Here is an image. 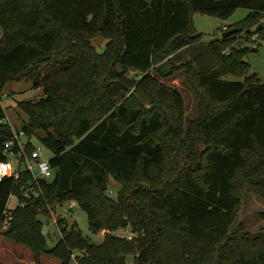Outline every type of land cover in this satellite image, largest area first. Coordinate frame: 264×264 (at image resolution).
<instances>
[{"label":"trees","instance_id":"obj_1","mask_svg":"<svg viewBox=\"0 0 264 264\" xmlns=\"http://www.w3.org/2000/svg\"><path fill=\"white\" fill-rule=\"evenodd\" d=\"M240 7L250 13L226 38L195 31V13L228 19ZM263 19L264 0H0V92L22 80L44 89L38 102H18L21 129L41 133L55 171L3 234L34 264L44 253L61 264L75 253L78 264H264V231L239 220L247 193L264 199V81L245 60ZM96 38L107 40L103 52ZM181 71L200 111L185 135L183 98L156 77ZM6 117L0 103V162ZM30 179L0 182V229L10 194ZM71 200L93 234L108 233L96 243L61 220L63 238L49 248L41 216ZM126 229L133 239L114 234Z\"/></svg>","mask_w":264,"mask_h":264},{"label":"rangeland","instance_id":"obj_2","mask_svg":"<svg viewBox=\"0 0 264 264\" xmlns=\"http://www.w3.org/2000/svg\"><path fill=\"white\" fill-rule=\"evenodd\" d=\"M249 13L250 10L244 7L238 8L228 19H221L214 16L195 13L193 16L194 29L198 34L203 35L204 42H210L217 38L222 39L223 32L234 30L235 28L231 29V27L244 20L249 15ZM261 23L264 25V19L261 21ZM251 41L252 42L247 44V46H253L256 44L257 50L251 52L245 58V60L251 65L250 73L256 74L262 81H264V37L254 36V39H251ZM106 43L107 40L103 38H96L93 40V45L99 52H103ZM129 76L137 78L136 74L133 72H131ZM156 77L181 94L184 101L183 131L185 135L191 123L200 116L199 102L192 88L186 82V74L184 71H181L172 78H162L163 80L158 76ZM226 79L231 81L244 80L243 78H234L231 76L226 77ZM43 97H45L44 89L35 88L32 80L9 82L7 86L0 92L1 106L5 110L6 116L11 125L18 130L21 129L22 126L28 121V116L19 108L18 102H38ZM40 135L41 133H38V136L32 138V144L36 149L43 147L42 156L46 159H50L52 158L53 153L41 142L39 138ZM200 147L202 151L206 149L205 146ZM8 158L11 168L15 169V155L9 154ZM200 164V160L194 161L196 170H198ZM37 173H39L38 170ZM119 189L120 185L111 178L108 191H112V196L116 197ZM59 205L60 204L57 206ZM12 206L16 207L15 201H13ZM59 210H62V208ZM71 214V216H68L65 219L68 222L67 229L68 227H72L74 223H77L78 228H80L84 236L89 237L91 241L96 243L103 241L105 234L108 232L103 230L97 235L93 234L89 229L87 214L82 211L79 206H76ZM41 219L45 225L43 229L46 231L45 235L48 239L49 248H52L61 239L60 233L57 229V226L52 225L51 215H43L41 216ZM239 220L241 223H243L245 232L255 234L260 231H264V199L253 192L247 193L239 214ZM3 232H1L0 235V264H34V258L31 249H29V247L24 244L16 243L10 240L3 234ZM114 234L128 239L130 236H133V233L130 229L121 230ZM134 237L135 236H133V238ZM132 262L133 259H130L131 264ZM41 263L61 264V261L51 255L44 253L41 256ZM72 264L78 263L76 261H72Z\"/></svg>","mask_w":264,"mask_h":264},{"label":"built area","instance_id":"obj_3","mask_svg":"<svg viewBox=\"0 0 264 264\" xmlns=\"http://www.w3.org/2000/svg\"><path fill=\"white\" fill-rule=\"evenodd\" d=\"M253 48H257V45L254 44ZM226 55L230 54V50L225 51ZM1 103V99H0ZM8 123L12 129V135L8 141L5 142L4 150L5 152L15 155L16 168L12 169L9 161L0 162V182L7 179L13 178L15 181L21 180L24 174L31 176V179L28 181V187L22 188L20 196L15 193H11L8 198L6 218L3 226L0 229V232L7 230L9 228V222L11 220V211L16 207H26L32 199H39L43 192L40 185V180H51L55 171L50 165V159H46L42 156V148L36 149L32 144V138H30L23 129H15L8 118L4 120ZM29 145L33 146L32 150H29ZM37 170L39 173H37ZM109 195L112 196V191H108ZM13 201L16 202V207L12 206ZM78 206L77 202L70 201L59 206L49 207L48 214L51 215L52 225L57 226V229L60 233V237L63 238V232L59 225L61 220H65L68 216H71L75 207ZM62 208V210H59ZM72 228V227H70ZM68 227V230H70ZM43 229V233L45 234ZM135 236V234H133ZM133 236H130L129 239H132ZM73 261L77 262V254L72 255Z\"/></svg>","mask_w":264,"mask_h":264},{"label":"water","instance_id":"obj_4","mask_svg":"<svg viewBox=\"0 0 264 264\" xmlns=\"http://www.w3.org/2000/svg\"><path fill=\"white\" fill-rule=\"evenodd\" d=\"M234 32V30H230V31H227V32H224L222 35H223V39L226 38L229 34H232Z\"/></svg>","mask_w":264,"mask_h":264}]
</instances>
